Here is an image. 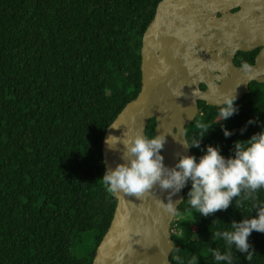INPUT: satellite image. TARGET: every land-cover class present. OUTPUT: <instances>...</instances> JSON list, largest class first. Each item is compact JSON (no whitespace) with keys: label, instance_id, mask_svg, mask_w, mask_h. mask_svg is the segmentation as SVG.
I'll return each instance as SVG.
<instances>
[{"label":"trees","instance_id":"1","mask_svg":"<svg viewBox=\"0 0 264 264\" xmlns=\"http://www.w3.org/2000/svg\"><path fill=\"white\" fill-rule=\"evenodd\" d=\"M160 1L0 0V264H92L117 205L102 181L103 138L141 90L142 37ZM235 104L238 113L216 124L219 107L201 102L187 141L203 121L214 126L201 148L232 155L234 142L264 127V83L250 84ZM155 125L151 119L149 137ZM190 187L170 261L188 264L195 255L198 264H215L212 249L225 246L211 233L255 212L233 202L201 216L185 201ZM257 196L264 202V189ZM89 232L92 247L79 256L74 245ZM249 243L251 261L233 248V264H264V233L253 231Z\"/></svg>","mask_w":264,"mask_h":264},{"label":"water","instance_id":"2","mask_svg":"<svg viewBox=\"0 0 264 264\" xmlns=\"http://www.w3.org/2000/svg\"><path fill=\"white\" fill-rule=\"evenodd\" d=\"M258 47L262 49L250 72L234 66L237 52ZM141 77L137 97L106 129L102 142L105 169L126 162L123 144L109 148L106 138L147 135L151 119L156 122L154 135L166 134L161 153L164 163L174 166L179 154L191 155V148L173 136H184L187 141L186 127L198 115L199 102L218 107L226 94L241 100L252 81L264 83V0H161L142 37ZM168 191L156 186L139 198L114 193L113 219L92 264H173L171 228L184 200V188L172 197V211L160 202H168Z\"/></svg>","mask_w":264,"mask_h":264},{"label":"clouds","instance_id":"3","mask_svg":"<svg viewBox=\"0 0 264 264\" xmlns=\"http://www.w3.org/2000/svg\"><path fill=\"white\" fill-rule=\"evenodd\" d=\"M241 67L245 73L251 71L246 62L242 63ZM235 101L236 96L232 94H226L218 101L220 119L216 124L238 113ZM253 122L248 121L249 124ZM213 126L203 121L197 122L196 127L200 129V133L193 137L191 142H187L184 136L177 139V136L168 133L183 147L197 148L203 152L199 158L195 155L179 154L172 167L165 165L161 154L166 143L164 133L152 137L137 133L125 139L109 136L105 141L109 148H114V143L123 144L122 160L126 162L118 163L114 168H107L102 181L110 193L135 195L137 198L151 193L156 186L164 191L169 190L168 202L160 200L163 205H167L168 211L175 208L172 197L190 184L185 201L191 209L204 217L227 210L233 202L235 207L236 202L241 205L250 203L255 215L239 222L233 221L228 230L211 233V239L222 240L225 246L223 251L212 249L215 264H233V248L236 252L244 254L247 261H251L253 250L249 237L253 231L264 233V202H257L259 190L264 189V127L249 139L234 142L233 154L225 157L219 146L207 145L201 148L202 140ZM245 130L246 128L241 129V132ZM222 131L226 138L233 135L227 128L222 127ZM176 221L177 218L172 223V235L177 233ZM177 259L180 264H184L179 257ZM188 264H198V256L193 255Z\"/></svg>","mask_w":264,"mask_h":264},{"label":"flooded vegetation","instance_id":"4","mask_svg":"<svg viewBox=\"0 0 264 264\" xmlns=\"http://www.w3.org/2000/svg\"><path fill=\"white\" fill-rule=\"evenodd\" d=\"M261 47H258L252 51H248V52H237L233 58V64L234 66L236 67H241L242 63H247L249 64L250 66H254L256 65L257 63V57L258 55L260 54L261 52ZM253 82L255 81H252L250 84H252ZM258 83V82H256ZM250 86V85H249ZM202 90H205L206 89V86L204 84H201V87H200ZM200 103L199 102V112H200Z\"/></svg>","mask_w":264,"mask_h":264},{"label":"rangeland","instance_id":"5","mask_svg":"<svg viewBox=\"0 0 264 264\" xmlns=\"http://www.w3.org/2000/svg\"><path fill=\"white\" fill-rule=\"evenodd\" d=\"M178 217L180 218V215ZM178 217L175 218L179 219ZM93 236L94 234L91 232L86 233L85 236L83 237V240H79L75 243L74 245L75 251L79 256H84L90 251L94 240Z\"/></svg>","mask_w":264,"mask_h":264},{"label":"built area","instance_id":"6","mask_svg":"<svg viewBox=\"0 0 264 264\" xmlns=\"http://www.w3.org/2000/svg\"><path fill=\"white\" fill-rule=\"evenodd\" d=\"M173 230L176 231L175 228Z\"/></svg>","mask_w":264,"mask_h":264}]
</instances>
